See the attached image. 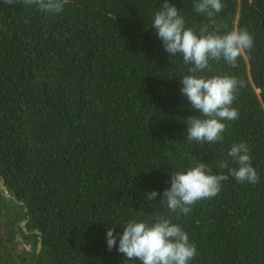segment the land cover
Segmentation results:
<instances>
[{"label":"trees","instance_id":"16d2710c","mask_svg":"<svg viewBox=\"0 0 264 264\" xmlns=\"http://www.w3.org/2000/svg\"><path fill=\"white\" fill-rule=\"evenodd\" d=\"M168 2L194 32L247 30L252 48L191 73L151 28L162 0H67L58 14L0 0V264H142L117 251L119 235L108 250L106 230L157 215L196 245L189 264H264V0H221L211 18L199 0ZM185 75L237 80L222 141L187 140L201 114ZM240 142L258 183L218 167H238L227 153ZM198 160L228 179L177 217L160 200Z\"/></svg>","mask_w":264,"mask_h":264},{"label":"clouds","instance_id":"9594fccd","mask_svg":"<svg viewBox=\"0 0 264 264\" xmlns=\"http://www.w3.org/2000/svg\"><path fill=\"white\" fill-rule=\"evenodd\" d=\"M9 6L18 0H3ZM24 5H35L45 13L58 14L63 10L67 0H19ZM221 0H199L195 4L197 13H204L209 18L214 13L221 12ZM214 23V21H213ZM151 28L170 56L179 53L185 64H191V73L202 71L209 66L210 60H225L235 66L237 58L253 46V37L247 30H231L220 34L218 28L209 31V25H203L199 33L185 26V20L180 11L162 0V7L155 12ZM181 93L191 103L193 109L199 110L200 117H189L185 122L187 140L195 141L203 146L223 140L225 123L222 121L236 120L238 111L231 107L235 99L237 80L230 76H213L211 78L195 75L182 76ZM203 117V118H201ZM250 148L246 143L233 144L227 155L232 158L237 168L229 167L226 160L220 161L219 168H227L231 176L238 182L258 183L259 177L252 166ZM212 167L198 160L186 171L171 173V187L163 192L160 200L167 208L176 213L187 215L191 206L202 199L215 197L221 182L228 179L222 173L213 174ZM158 193H146L147 200H154ZM125 225L122 234L115 233V226L106 230L108 250L119 244L117 251L125 255L129 261L136 259L142 264H189L195 257L197 249L189 242L188 234L182 228L173 224L164 215L154 217V222H138L134 219L122 223Z\"/></svg>","mask_w":264,"mask_h":264},{"label":"water","instance_id":"95a60500","mask_svg":"<svg viewBox=\"0 0 264 264\" xmlns=\"http://www.w3.org/2000/svg\"><path fill=\"white\" fill-rule=\"evenodd\" d=\"M0 186H1V189L3 190V191H5L6 192V187H5V185H4V183L2 182V181H0ZM7 196H10L9 194H6ZM40 244H39V248H40Z\"/></svg>","mask_w":264,"mask_h":264}]
</instances>
